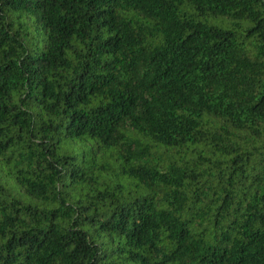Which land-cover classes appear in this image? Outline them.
Segmentation results:
<instances>
[{
  "label": "trees",
  "instance_id": "obj_1",
  "mask_svg": "<svg viewBox=\"0 0 264 264\" xmlns=\"http://www.w3.org/2000/svg\"><path fill=\"white\" fill-rule=\"evenodd\" d=\"M0 264H264V0H0Z\"/></svg>",
  "mask_w": 264,
  "mask_h": 264
}]
</instances>
